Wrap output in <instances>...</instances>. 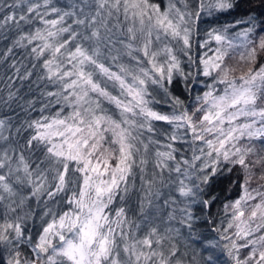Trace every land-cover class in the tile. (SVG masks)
<instances>
[{
  "label": "snow or ice",
  "instance_id": "6c2138e0",
  "mask_svg": "<svg viewBox=\"0 0 264 264\" xmlns=\"http://www.w3.org/2000/svg\"><path fill=\"white\" fill-rule=\"evenodd\" d=\"M0 42V264H264V0H0Z\"/></svg>",
  "mask_w": 264,
  "mask_h": 264
},
{
  "label": "trees",
  "instance_id": "16d2710c",
  "mask_svg": "<svg viewBox=\"0 0 264 264\" xmlns=\"http://www.w3.org/2000/svg\"><path fill=\"white\" fill-rule=\"evenodd\" d=\"M5 47H6V45L3 42H0V51H2ZM5 68H6V65L0 64V74H3V72L5 71ZM24 90L27 91L26 88ZM221 187H223L225 189V191L223 193L220 192V187H218L216 189V191H217L218 194H221L222 198L228 197L229 199H235L236 196L239 194V190L235 189V188L232 191H228L229 182L227 180L222 182ZM219 207L220 206L218 205L217 208H219ZM217 208L213 209V213H215L217 211ZM200 231L204 232L206 235H208L209 238H213V236L215 235L214 233H211L207 229L206 226H203V225L201 226Z\"/></svg>",
  "mask_w": 264,
  "mask_h": 264
}]
</instances>
